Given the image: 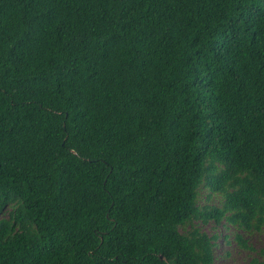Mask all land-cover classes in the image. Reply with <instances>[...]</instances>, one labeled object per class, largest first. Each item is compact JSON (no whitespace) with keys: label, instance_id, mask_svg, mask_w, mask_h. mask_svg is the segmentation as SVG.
Here are the masks:
<instances>
[{"label":"trees","instance_id":"1","mask_svg":"<svg viewBox=\"0 0 264 264\" xmlns=\"http://www.w3.org/2000/svg\"><path fill=\"white\" fill-rule=\"evenodd\" d=\"M207 225L264 228V0H0V264H215Z\"/></svg>","mask_w":264,"mask_h":264},{"label":"rangeland","instance_id":"2","mask_svg":"<svg viewBox=\"0 0 264 264\" xmlns=\"http://www.w3.org/2000/svg\"><path fill=\"white\" fill-rule=\"evenodd\" d=\"M207 193L204 192L203 196L205 197ZM202 228L209 234L216 232L219 235L215 247V264H249L250 260L255 257L264 262V228L261 232L243 234L254 248L253 251L244 250L238 245L234 236L239 231L228 225L217 227L214 230L212 225Z\"/></svg>","mask_w":264,"mask_h":264},{"label":"water","instance_id":"3","mask_svg":"<svg viewBox=\"0 0 264 264\" xmlns=\"http://www.w3.org/2000/svg\"><path fill=\"white\" fill-rule=\"evenodd\" d=\"M160 258H161L162 260L164 259V256H163V254H161V255H160Z\"/></svg>","mask_w":264,"mask_h":264}]
</instances>
